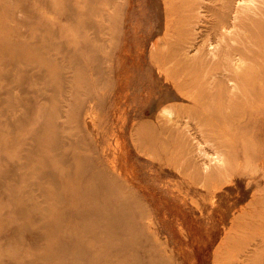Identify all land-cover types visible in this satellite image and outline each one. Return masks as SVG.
Returning a JSON list of instances; mask_svg holds the SVG:
<instances>
[{"label": "rangeland", "instance_id": "374dc122", "mask_svg": "<svg viewBox=\"0 0 264 264\" xmlns=\"http://www.w3.org/2000/svg\"><path fill=\"white\" fill-rule=\"evenodd\" d=\"M0 264H264V0H0Z\"/></svg>", "mask_w": 264, "mask_h": 264}, {"label": "bare ground", "instance_id": "6f19581e", "mask_svg": "<svg viewBox=\"0 0 264 264\" xmlns=\"http://www.w3.org/2000/svg\"><path fill=\"white\" fill-rule=\"evenodd\" d=\"M244 2V1H247V0H236V5H238V3L239 2ZM250 1V0H249ZM234 19H236V18H234ZM186 23V22H185ZM184 25H186V24H182V26H184ZM185 32V31H184ZM184 32H183V35H184ZM192 45H193V47L196 49V52H197V47H195L194 46V44L192 43ZM186 47V46H185ZM193 48V49H194ZM172 50V52L170 53V54H168V53H166L165 51H163L161 54V56L159 57V63L160 64H164V66H167L168 64H170V63H172V67H173V63H174V61H175V58H176V53H177V48H172L171 49ZM160 52H161V50H159V53H158V55L160 54ZM188 53H189V50H188V48H186L185 49V54H186V56L185 57H181V62H187V61H189V60H191L192 59V57L193 56H189L188 55ZM172 67H170V69L169 70H171L172 69ZM186 69H188V70H190L189 68H186ZM184 73H183V75H184V77H183V80H182V82H180L179 84H177V87H179V88H181L182 90L184 89V88H186V87H188V86H192L191 84H189V85H187L188 84V79H187V77L188 78H190V74L186 71V70H184L183 71ZM169 74H172V75H175V72L174 73H169ZM191 83V82H190ZM187 85V86H186ZM176 87V88H177ZM191 91V90H190ZM203 97H199V96H197V95H195V97L193 96L192 98H191V101L192 102H195V101H199V100H201ZM169 113V112H168ZM175 121H178L179 122V119H178V117L175 119ZM180 124H181V121H180ZM185 131L186 132H189V131H191V129H190V126H189V124H188V122L186 121L185 122ZM184 125H182V126H184ZM189 129V130H188ZM192 132V131H191ZM190 132V133H191ZM194 132V131H193ZM192 132V133H193ZM182 135V134H181ZM203 137H205V136H203ZM199 142H197V144H198ZM200 144V143H199ZM191 150V149H190ZM193 151V150H192ZM191 159V158H190ZM189 159V160H190ZM192 161V160H191ZM193 162V161H192Z\"/></svg>", "mask_w": 264, "mask_h": 264}]
</instances>
